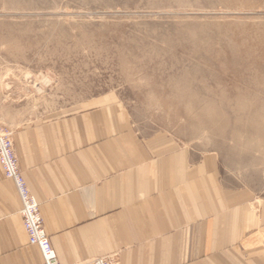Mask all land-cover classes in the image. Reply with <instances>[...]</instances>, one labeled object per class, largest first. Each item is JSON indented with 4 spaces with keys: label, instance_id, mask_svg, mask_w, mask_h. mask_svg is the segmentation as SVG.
Masks as SVG:
<instances>
[{
    "label": "rangeland",
    "instance_id": "374dc122",
    "mask_svg": "<svg viewBox=\"0 0 264 264\" xmlns=\"http://www.w3.org/2000/svg\"><path fill=\"white\" fill-rule=\"evenodd\" d=\"M103 101L257 193L264 0H0V133L17 157V130Z\"/></svg>",
    "mask_w": 264,
    "mask_h": 264
},
{
    "label": "crops",
    "instance_id": "0c3cea01",
    "mask_svg": "<svg viewBox=\"0 0 264 264\" xmlns=\"http://www.w3.org/2000/svg\"><path fill=\"white\" fill-rule=\"evenodd\" d=\"M14 141L63 263L264 264V185L231 184L214 156L140 135L116 102L24 127ZM21 205L0 167V264H42Z\"/></svg>",
    "mask_w": 264,
    "mask_h": 264
},
{
    "label": "built area",
    "instance_id": "2783aa9c",
    "mask_svg": "<svg viewBox=\"0 0 264 264\" xmlns=\"http://www.w3.org/2000/svg\"><path fill=\"white\" fill-rule=\"evenodd\" d=\"M0 164L5 176L14 180L21 198L20 214L23 217V226L29 243L40 249L42 264H77L61 262L51 243L50 236L45 228L41 205L31 192L28 183L20 170L12 139L0 133ZM93 264H119L116 256L97 257Z\"/></svg>",
    "mask_w": 264,
    "mask_h": 264
},
{
    "label": "bare ground",
    "instance_id": "6f19581e",
    "mask_svg": "<svg viewBox=\"0 0 264 264\" xmlns=\"http://www.w3.org/2000/svg\"><path fill=\"white\" fill-rule=\"evenodd\" d=\"M35 196V195H34ZM37 199V198H36ZM96 259V258H95ZM94 261V260H93ZM93 263V262H92Z\"/></svg>",
    "mask_w": 264,
    "mask_h": 264
}]
</instances>
